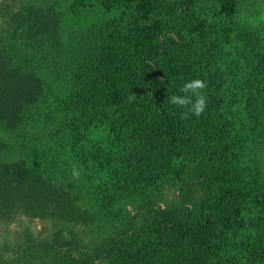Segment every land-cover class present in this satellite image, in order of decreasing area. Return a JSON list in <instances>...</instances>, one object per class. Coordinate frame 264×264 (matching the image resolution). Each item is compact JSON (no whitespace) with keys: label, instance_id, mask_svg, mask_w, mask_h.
I'll return each mask as SVG.
<instances>
[{"label":"trees","instance_id":"trees-1","mask_svg":"<svg viewBox=\"0 0 264 264\" xmlns=\"http://www.w3.org/2000/svg\"><path fill=\"white\" fill-rule=\"evenodd\" d=\"M124 1L127 23L106 19L65 37L56 11L4 5L0 132L14 136L19 151L26 138V146L49 148L33 160L0 161V225L58 219L104 234L86 247L72 230L37 237L24 227L15 264H264V161L257 150L251 167L229 163L234 151L221 129L238 105L264 145L259 27L205 28L194 14L200 0ZM214 1L225 19L233 14V0ZM194 79L206 84V107L181 119L188 109L169 98L191 96L180 89ZM41 116L43 129L28 130ZM98 126L104 133L93 137ZM10 148L0 141V152ZM181 148L193 153V167L176 183L172 161ZM173 184L174 200L161 205ZM129 200L135 211L116 209ZM252 201L257 219L239 225L246 234L237 236L235 218ZM234 233L239 243L230 245Z\"/></svg>","mask_w":264,"mask_h":264},{"label":"rangeland","instance_id":"rangeland-1","mask_svg":"<svg viewBox=\"0 0 264 264\" xmlns=\"http://www.w3.org/2000/svg\"><path fill=\"white\" fill-rule=\"evenodd\" d=\"M10 0H0V43L4 42L6 32L8 30V17L5 16L4 5ZM15 1V0H11ZM234 9L233 14L225 19L224 16L218 12V4L214 0H200L199 3L194 7V14L196 18L203 23V27L212 25L216 21L227 23H243L251 28L259 27L261 38L264 37V0H233ZM103 0H18L17 7L19 5L29 4L33 8L40 9H50L51 11H56L60 14V27L62 36H68L70 32H78V30H83L87 26L93 24L94 22H101L107 20H115L117 22L127 23L130 19V7L125 4L124 0H109L103 5ZM20 7V6H19ZM226 24V23H225ZM233 25V24H232ZM208 34V32H206ZM203 37V36H202ZM198 35L195 39L196 42L200 41L202 38ZM230 50V48H228ZM227 51V50H226ZM225 60H229V57H225ZM236 60L240 63L241 58L238 56ZM241 78H238V83ZM207 97L206 93H203ZM195 99V97H194ZM193 99V100H194ZM190 107V106H189ZM247 112V111H246ZM244 110L240 109L238 105H232L231 110L224 114L222 120L221 129L228 130V135L230 140L226 138V143L229 142L228 149L234 151V154L229 157V163L235 166L248 165L251 167L252 161L251 157L257 154V150L260 152L259 160L264 161V145H260V138L257 136V131H253V124L249 122V116ZM27 116V114H26ZM43 117L37 121V123H31L28 130L32 132H37L43 129L45 125H40V121ZM228 122V125L225 122ZM262 125L259 130L262 129ZM46 128V127H45ZM46 130H51V127H47ZM104 127L98 126L92 131L91 135L96 133L93 137L103 134ZM25 140H18V144L22 142L24 145L22 151L16 148V139L14 136L4 134L0 132V141L2 143H8L9 145L14 144L15 148H10V151L4 150L0 152V161L5 163L19 162L22 160H33L34 153H38L40 150L46 151L44 148H49V144L43 141L41 144L37 142L30 141L26 146ZM62 140L65 141V145L72 141L71 136L63 137ZM54 147V144H52ZM58 145V144H56ZM67 149L64 148L62 154L65 153ZM255 150V151H254ZM176 152L175 157L172 161L173 166V181L179 183V181H186L191 178L192 167H193V153L185 148L174 150ZM242 153V154H241ZM245 155V156H244ZM33 157V159H32ZM247 163V164H246ZM172 173V174H173ZM237 189V188H236ZM176 188L170 186L162 192L161 200L159 203L161 205H166L174 200L176 194ZM160 195L159 193L157 194ZM256 205V204H255ZM133 201H125L119 204L116 209L120 211H135L133 209ZM259 210V205L256 206ZM254 207L253 201L248 203L241 211L240 215L236 217L234 222V228L237 227V236L243 235L246 232L244 229L246 227H239V225H245L249 220L255 222L257 219V211ZM103 221H97V224H101ZM27 228L34 236H43L50 231L56 230H72L77 234L82 244L86 247H92L97 244L103 237L102 231H93L92 228L83 227L80 225H73L70 223H65L58 219L51 220H27L25 218H20L19 221L12 224H1L0 225V263L1 264H15L17 257L12 253L13 243L16 236L21 234L23 228ZM236 236V233H234ZM230 237L232 245L233 243H239V237ZM18 240V239H17ZM232 254L234 252L230 251ZM19 264H35L32 260L21 261ZM250 264V263H249Z\"/></svg>","mask_w":264,"mask_h":264},{"label":"clouds","instance_id":"clouds-1","mask_svg":"<svg viewBox=\"0 0 264 264\" xmlns=\"http://www.w3.org/2000/svg\"><path fill=\"white\" fill-rule=\"evenodd\" d=\"M205 88L206 84L203 80L194 79L185 83L184 86L180 89L182 93H191V96L173 95L169 98L172 104L188 109V111H185L181 114V119H187L189 113L195 116H199L204 112L207 102L206 96L203 95V90ZM192 97H195V99L193 100Z\"/></svg>","mask_w":264,"mask_h":264}]
</instances>
